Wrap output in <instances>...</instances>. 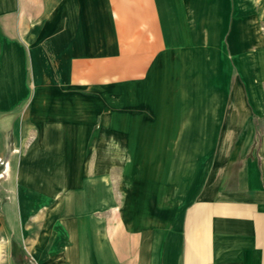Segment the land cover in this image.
<instances>
[{"label":"crops","instance_id":"1","mask_svg":"<svg viewBox=\"0 0 264 264\" xmlns=\"http://www.w3.org/2000/svg\"><path fill=\"white\" fill-rule=\"evenodd\" d=\"M257 6L0 0V264H264ZM190 85L207 96L198 100L212 92L224 103L201 115L216 119L213 129L174 121L176 104L193 101ZM130 101L169 106H158L165 114L156 121L134 115ZM194 132L249 136L236 143L229 171L205 174L183 206L177 181L163 195L160 175L115 179V165H163L162 147L143 158L131 152L152 149L140 135Z\"/></svg>","mask_w":264,"mask_h":264},{"label":"rangeland","instance_id":"2","mask_svg":"<svg viewBox=\"0 0 264 264\" xmlns=\"http://www.w3.org/2000/svg\"><path fill=\"white\" fill-rule=\"evenodd\" d=\"M257 3L258 15L262 20H264V0H257ZM253 61L257 63V70L253 72V76H255L256 79L264 78V50L262 48H259ZM185 88L191 92L190 96L193 97V101H179L176 104L177 117L174 119V121L177 122L178 126L188 125L192 126L195 130L199 129V126L203 125L210 127L209 129H213L212 126L216 124V119L211 116L209 118H203L201 115L207 114L208 112L210 114L214 113L218 107H223L224 103H219V101L214 99L217 95L212 94V92L209 96L210 100H198L200 98L207 97L206 95L201 94V87L198 85H190ZM262 90H264V87ZM117 92L120 91H115V97L117 95L120 97L121 93ZM258 92L261 93L259 89ZM117 99L118 100H115L114 103V109L121 110L122 101L120 98ZM167 104L168 103H156L153 101H130L129 109L133 110L134 115H137V111L139 110L148 111L152 113V115L156 118V121H160L157 116L165 113H163L162 109H158V106H169V104ZM231 104V102L225 103L226 113L230 109ZM248 104L250 105V108L253 109V107H251L252 103ZM260 104L262 107L264 106V102H261ZM187 108H190L191 110H186ZM253 112L262 115L254 118L255 125L259 128V131H257V133L254 135V142L256 145L258 142H264V111L258 110ZM120 121L121 120H119V122ZM162 122H164V120H162ZM159 124L160 123H157V125ZM247 136L249 135L221 133L200 134L195 132L162 135H140V142H144L146 145H149V147L151 145L152 149L146 148L145 150H131V152L135 155V157L143 158L148 154L153 155V148L162 147V149L156 152L162 157L163 165L154 166L149 164H135L128 166L119 164L113 166L112 173L114 174L115 179H122L123 176L134 177L136 175L155 174L158 177L160 175L162 180L163 195L166 194L167 190H169L168 186L170 181L172 180V184L177 181L178 200L182 201L180 205L183 206L185 200H191L193 191L198 188L205 174L210 173L211 175H219L225 173V170L229 171V167L227 165L235 158L240 156V150L235 149L236 143L245 139ZM139 154L141 155L139 156ZM118 161L121 163L125 162L122 159H119ZM170 162H172V165L169 164ZM3 166L4 162L0 165V174L3 172ZM60 198L61 197L57 198L58 200H56L54 206L60 205ZM34 200L35 202H40L39 198H35ZM122 200L123 199L121 198L114 199V204L118 205L115 210L118 212V219H120L121 216L120 208ZM135 201H137V199H135ZM170 201V198H162L163 212L164 209H167V203ZM43 208L44 207H40L39 211L45 210ZM36 216L39 217V215Z\"/></svg>","mask_w":264,"mask_h":264},{"label":"bare ground","instance_id":"3","mask_svg":"<svg viewBox=\"0 0 264 264\" xmlns=\"http://www.w3.org/2000/svg\"><path fill=\"white\" fill-rule=\"evenodd\" d=\"M133 64V63H132ZM144 67V66H143ZM139 69V68H138ZM135 70H137V69H135ZM145 71V70H144ZM237 94V93H236ZM241 98V97H240ZM237 101L239 102V99H237ZM236 101V102H237ZM239 104V103H238ZM232 111H234L233 109H232ZM236 112V111H235ZM111 230V229H110ZM110 236V235H109Z\"/></svg>","mask_w":264,"mask_h":264}]
</instances>
